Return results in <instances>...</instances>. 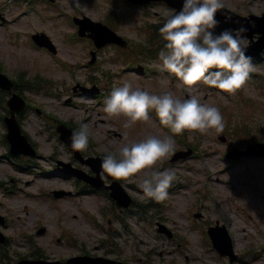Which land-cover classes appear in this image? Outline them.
<instances>
[{"label": "rangeland", "instance_id": "374dc122", "mask_svg": "<svg viewBox=\"0 0 264 264\" xmlns=\"http://www.w3.org/2000/svg\"><path fill=\"white\" fill-rule=\"evenodd\" d=\"M225 5L244 14L264 11V0H225ZM59 10L109 22L135 44L130 51L133 52L138 44L147 42L145 25L163 23V13L169 8L157 5L144 12L119 0H0V68L18 80L20 92L28 99L30 107L21 116V123L41 153L38 158L20 159L8 154L3 119L9 113L10 94L3 93L5 100L0 95V214L6 215L9 222L7 226L0 224V230L9 236V242H0V260L16 262L38 253L45 258L63 259L84 248L93 249L109 236L105 228L114 215L102 213V208L111 211L110 198L98 193L82 195L75 189L78 185L74 178L57 173V160H70L73 154L56 128L61 121L73 122L77 127L86 122L89 152L93 155L102 154L105 146L115 150L126 140H139L148 134L167 135L154 118L126 128L127 117L107 116L97 97L69 96L78 84L94 87L100 82L108 87L128 80L134 87L155 92L172 90L181 98L188 91L204 103L215 104L224 116L225 127L222 132L186 129L180 135L205 156L200 158L197 154L188 161L180 160L174 167L170 153L162 163L158 162L160 168L180 172L163 201L146 198L138 187L143 170L122 178L137 202L130 208L136 218H129L137 223L132 224L137 245L135 239L133 244L123 241V226L114 218V228L121 232L114 239L125 244V259L132 264H264V160L248 159L229 165L222 155L226 147L242 144L243 138L264 140V59L253 63L249 79L233 97L213 92L202 81L184 88L178 78L160 70L157 57L140 56V62L158 70L156 75L145 77L127 69L130 66L120 60L114 46L103 48L99 61L90 64L85 42L89 50L95 46L90 41L70 42L67 34L73 27L67 17L56 16ZM4 18L8 20L2 24ZM40 31L58 44L60 61L43 48L33 46L30 38ZM83 100L88 104L83 105ZM220 134L228 137L226 142L219 140ZM184 148L186 144L175 138L174 150ZM27 168L39 171L27 173ZM178 187L181 191L174 192ZM56 188L74 193L54 200L48 193ZM196 213H202V217ZM123 216L129 224L128 214ZM140 218L143 220L138 226ZM217 221L234 237L235 251L241 256L236 262L212 246L207 230ZM158 222L167 224L174 235L168 237L157 231ZM42 225L47 231L39 234ZM61 228L64 234H60ZM138 236L145 239L142 245ZM171 249L172 255L168 253Z\"/></svg>", "mask_w": 264, "mask_h": 264}, {"label": "clouds", "instance_id": "9594fccd", "mask_svg": "<svg viewBox=\"0 0 264 264\" xmlns=\"http://www.w3.org/2000/svg\"><path fill=\"white\" fill-rule=\"evenodd\" d=\"M225 7V0H182L179 10L163 13L164 22L158 28L163 41L157 57L160 70L173 74L179 83L188 86L202 81L228 93L240 89L253 70L252 57L246 54L250 41L244 34L248 29L239 23L237 27H225L217 32L215 29L220 24L217 12ZM224 15L231 19L229 13ZM102 111L109 117H127L126 128L148 121L150 111L175 134L186 129L222 132L225 127L224 116L215 104L204 103L196 95L181 98L172 90L155 92L134 87L128 80L112 88L104 99ZM89 134V125L80 122L72 131L71 148L86 150ZM174 145L172 135L148 134L139 140H126L115 150L105 146L99 176L105 181L110 177L128 179L143 170L138 187L146 198L163 201L177 173L172 168H160L158 162L162 163L174 151Z\"/></svg>", "mask_w": 264, "mask_h": 264}, {"label": "water", "instance_id": "95a60500", "mask_svg": "<svg viewBox=\"0 0 264 264\" xmlns=\"http://www.w3.org/2000/svg\"><path fill=\"white\" fill-rule=\"evenodd\" d=\"M216 30V29H215ZM115 39L118 40V38L113 35ZM0 84L3 85L5 88H11L12 86V82L9 81L8 79H6L4 76L0 75ZM19 97L17 95L14 96V98L10 101V103H12V101H15L16 99H18ZM24 105V102H21V103H16L13 108L14 109H21ZM15 131L18 133V128L16 127ZM252 151L254 153H257V154H262L264 155V144H260L259 145V149H256V146L253 145L252 147ZM119 195V194H117ZM220 248L222 249L223 253H230L232 254V248L231 247H228V248H222L220 246Z\"/></svg>", "mask_w": 264, "mask_h": 264}, {"label": "bare ground", "instance_id": "6f19581e", "mask_svg": "<svg viewBox=\"0 0 264 264\" xmlns=\"http://www.w3.org/2000/svg\"><path fill=\"white\" fill-rule=\"evenodd\" d=\"M163 251H164V249H163ZM172 252H173V251H171V250L169 251V253H172ZM191 257H192V256H191Z\"/></svg>", "mask_w": 264, "mask_h": 264}]
</instances>
